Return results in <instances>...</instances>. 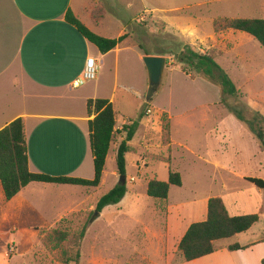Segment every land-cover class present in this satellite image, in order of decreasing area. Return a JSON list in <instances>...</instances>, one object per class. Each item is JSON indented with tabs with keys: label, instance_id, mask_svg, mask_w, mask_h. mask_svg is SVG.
<instances>
[{
	"label": "crops",
	"instance_id": "0c3cea01",
	"mask_svg": "<svg viewBox=\"0 0 264 264\" xmlns=\"http://www.w3.org/2000/svg\"><path fill=\"white\" fill-rule=\"evenodd\" d=\"M174 1L164 0L169 7L158 9L152 0H0V131L18 118L23 120L28 170L31 173L51 177L93 179L88 121L94 116L87 115L86 103L89 99H106L113 107V98L102 97L99 94V81L110 65L115 67L114 87L120 85L127 89L125 83L118 79L122 52L130 50L137 59L144 55L131 34L128 35V27L138 29L137 24L140 20L143 21L144 18L153 20L151 12L160 10L168 16L164 17L166 21L158 24L163 29L170 28V31L178 35L187 34L191 37L192 42L185 45L199 47L205 46L209 40H216L217 34L214 31L213 35L204 34L203 25L196 22L197 18L192 16L190 20L195 22L183 24L173 17L176 14H188L191 7H201L207 2L199 0L194 4H183L178 7L170 5ZM140 8L147 13L146 16L139 15ZM68 11L95 35L106 39H118L126 35V38L115 49L102 55L93 44L65 22L64 18ZM198 49L205 52L201 48ZM90 58H94L98 65L97 78L92 82L93 89L84 87V84L79 88H73V82L80 78L86 61ZM135 92L139 95L137 91ZM113 110L116 136L110 145L101 182L97 188L33 182L10 201H6V206H11L14 215L24 227L32 229L37 239L40 229L57 228L72 214L94 211L101 198L96 192L108 177L106 172L108 162L114 166L111 177H119L115 165L116 151L122 141V127L132 121L121 116L122 122L118 124L117 116L120 114L114 107ZM149 123L148 116L140 119L132 140L127 143L129 152L125 155V161L127 155L134 150L133 143L140 127H145V135ZM229 135L230 131L215 128L207 137L220 138L228 145ZM214 162L221 170H227V166L220 160ZM136 165L138 179L126 176L127 191L116 205L118 210L114 214L117 217L120 213L124 214L120 206L129 195L135 199L134 207H137L140 195L138 189H141L145 201L148 202L146 210L150 222L155 226V230L146 237L149 241H143L142 244L148 254L153 246L162 264H171L177 247L190 225L206 220L208 201L215 196L202 194L197 188H193L182 198L181 193L184 192L182 181L181 187L169 188L166 200L150 199L146 193L148 182L152 179L167 181L168 169L159 177L147 176V173L141 170L142 166L146 168L147 164L140 159L136 160ZM119 181L115 183L114 180L115 184H111V187L114 188ZM173 190H178L180 196L174 197ZM0 192L2 193L1 186ZM219 198L223 200L230 216L245 215L239 214L237 202ZM109 207H105L97 219L109 221L112 216L107 213ZM1 214L0 210V216ZM255 225L247 232L230 238L232 242L225 244L218 251L180 264H261L264 259V230L254 232ZM146 234L149 235L147 230ZM234 244L243 249L229 251L227 248ZM99 264L117 263L105 253L101 254Z\"/></svg>",
	"mask_w": 264,
	"mask_h": 264
},
{
	"label": "rangeland",
	"instance_id": "374dc122",
	"mask_svg": "<svg viewBox=\"0 0 264 264\" xmlns=\"http://www.w3.org/2000/svg\"><path fill=\"white\" fill-rule=\"evenodd\" d=\"M197 1L199 0H175L170 5L181 7L183 4L191 5ZM204 1L207 3L201 7H191L188 14H176L173 17L183 24L194 21L190 20L192 16L197 18L196 22L203 25L206 35L214 34L215 18L264 19V0ZM152 2L158 9L169 7L164 0ZM139 15L146 16L147 13L140 8ZM151 15L153 20L144 18L138 22V29H132L130 26L127 31L149 54L159 55L166 52L164 57L167 59V65L160 91L151 102L145 101L148 87L147 70L142 58L137 59L130 50L122 52L118 66V79L125 83L127 89L120 85L114 87V65L106 68L99 81V94L113 98V107L120 114L117 116L118 124L122 122L121 116L134 122L145 112V116L150 118L147 133L144 135L145 127L141 126L133 143L134 150L126 157V176L138 179L136 160L140 159L147 164L146 168H141L147 176L159 177L167 169H171L178 173L184 182L182 198L190 193V189L197 188L202 194L237 202L239 214L259 215V222L253 231L264 230V191L245 181L250 177L264 180V152L261 151L258 140L244 123L237 120L220 103L218 86L194 72L187 76L181 71L172 54L180 51L179 45L190 44L191 37L187 34L178 35L170 31V28L163 29L158 23L166 21L164 17L168 15L162 11H152ZM216 37V40H209L205 46L193 47L201 48L204 53L210 54L235 84L238 97H227V103L244 105L264 118V49L244 33L224 30L217 33ZM92 82H86L84 87L93 89ZM147 109L150 114H146ZM164 113L168 114L170 122L169 148L163 146L161 138L160 120ZM215 128L230 131L228 145L220 138L207 137ZM151 154L170 156V165L148 158ZM219 160L227 166V170L216 166L214 161ZM113 167V164L108 162V177L96 192L99 197L108 193L112 189L111 184L120 180V177H111ZM138 193V208L134 207L135 199L129 195L120 206L124 214L120 213L119 217L114 214L118 210L117 204L110 205L107 213L112 216L109 221L100 218L89 223L90 213L71 215L72 220L65 223L62 229L78 234L84 224L88 223L89 228L80 244L78 264H99L101 254L105 253L117 264H162L154 247L151 246L148 254L142 244L143 241H149L146 237L155 230V226L150 222L146 210L148 202L145 201L141 189H138ZM172 195L180 196L178 190H173ZM6 205L7 202L0 192V264H63L57 256L40 245L32 229L24 227L12 212L11 206ZM230 242L232 240L227 239L216 244L218 247H224ZM11 245L14 255L7 253ZM174 260L175 257L171 264H174Z\"/></svg>",
	"mask_w": 264,
	"mask_h": 264
},
{
	"label": "trees",
	"instance_id": "16d2710c",
	"mask_svg": "<svg viewBox=\"0 0 264 264\" xmlns=\"http://www.w3.org/2000/svg\"><path fill=\"white\" fill-rule=\"evenodd\" d=\"M64 19L85 40L93 44L102 55L115 49L126 38V35L118 39H106L95 35L71 11L66 13ZM213 27L216 34L224 30L244 33L253 38L264 49V19L218 18L214 20ZM179 46L181 47L180 51L172 55L180 65L181 71L187 76L194 72L209 83L218 86L221 94L220 103L237 120L248 127L258 140L261 151L264 152V118L258 112H254L244 105L236 106L227 103V97L234 99L238 97L237 88L210 54L201 53L200 50L195 49L193 46L185 44ZM138 47L143 51L144 55H151L142 45L138 44ZM165 54L166 52H161L159 55L164 56ZM86 112L89 117L94 116L92 120L88 121L89 145L94 169L92 180L51 177L44 174L31 173L28 170L27 143L23 120L18 118L0 131V186L5 201H10L24 187L33 182L86 188H97L99 186L110 145L116 136L115 112L112 104L106 99L87 100ZM144 116L145 112L140 114L137 121L122 127V141L117 148L115 156V165L120 181L98 200L94 211L101 213L105 207L116 205L124 198L127 191L125 184V155L129 152L127 143L132 140L139 121ZM164 117L160 120L161 138L163 146L169 148L170 122L168 114L164 113ZM148 158L164 162L167 165H170L171 162L170 156L164 157L151 154ZM245 181L258 190L264 191V180L250 177L246 178ZM181 185L180 175L169 169L167 181L150 180L147 184L146 193L149 198L164 201L168 197L170 186L181 187ZM93 212L90 213V217ZM70 220H72L71 217L63 220L57 228L40 229L38 231V239L40 245L49 253L57 256L61 263L78 264L80 258L79 248L85 237L88 223L84 224L78 234H74L62 229L65 223L70 222ZM258 222L259 215L256 213L235 217L230 216L221 198H211L207 205L206 220L190 225L177 247L174 264L191 262L208 256L222 248L217 246V242L245 233ZM227 249L236 251L243 248L238 244H234ZM261 264H264V259Z\"/></svg>",
	"mask_w": 264,
	"mask_h": 264
},
{
	"label": "water",
	"instance_id": "95a60500",
	"mask_svg": "<svg viewBox=\"0 0 264 264\" xmlns=\"http://www.w3.org/2000/svg\"><path fill=\"white\" fill-rule=\"evenodd\" d=\"M148 75V87L145 93V101L149 102L161 89L164 78V70L167 65V59L164 56L142 57ZM124 183V181H122ZM100 213L94 211L90 217L89 223H92L99 217Z\"/></svg>",
	"mask_w": 264,
	"mask_h": 264
},
{
	"label": "built area",
	"instance_id": "2783aa9c",
	"mask_svg": "<svg viewBox=\"0 0 264 264\" xmlns=\"http://www.w3.org/2000/svg\"><path fill=\"white\" fill-rule=\"evenodd\" d=\"M97 73H98V65L96 63V60L94 58L87 59L80 78L73 82L72 87L79 88L86 82L95 81L97 78ZM146 113L150 114V110L147 109ZM13 252H14V248L11 245L7 253L13 254Z\"/></svg>",
	"mask_w": 264,
	"mask_h": 264
}]
</instances>
